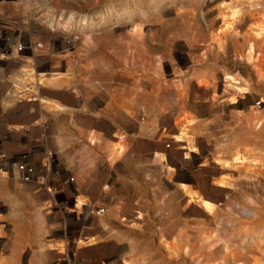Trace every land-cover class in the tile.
<instances>
[{"label":"rangeland","instance_id":"374dc122","mask_svg":"<svg viewBox=\"0 0 264 264\" xmlns=\"http://www.w3.org/2000/svg\"><path fill=\"white\" fill-rule=\"evenodd\" d=\"M18 69L7 100L74 96L122 136L114 170L102 146L61 170L80 221L48 264H264V0H0V82Z\"/></svg>","mask_w":264,"mask_h":264},{"label":"crops","instance_id":"0c3cea01","mask_svg":"<svg viewBox=\"0 0 264 264\" xmlns=\"http://www.w3.org/2000/svg\"><path fill=\"white\" fill-rule=\"evenodd\" d=\"M13 50L16 51L15 48ZM19 69L13 74L14 77L10 75L7 80L0 82V164L4 171V174L0 173V191H3L10 202L8 206L5 204L2 211L7 231L6 240L9 242L7 257L11 258L10 262L13 264L23 257L26 264H48L54 258L50 256L51 251L54 254L58 251L55 248L56 239H47L46 234L60 222L71 221L77 224L80 221L74 207L66 204L61 208L53 200L55 191L62 189L58 180H66L64 177L59 178L61 170H67L74 162L83 163L82 170L96 169L95 162L100 157V151L95 148L100 146L102 159L114 170L113 164L121 156L115 144L122 141V136L111 129L105 130L98 126L105 119L102 118V113L93 114L91 107L86 108L91 106L86 99L84 101L87 104L83 102L82 106L74 96L72 103L62 102L55 95L44 94L43 97L37 94V97L25 100H7L9 88L5 84H12L9 79L16 78V74L22 72ZM5 72L8 76L6 67L3 69V73ZM51 83L53 85L54 82ZM55 83L56 86L59 85V82ZM1 85H5V88ZM49 85H45L46 88ZM45 86L41 87V92L45 90ZM38 88L40 87H35V92ZM94 138L92 146L90 142ZM20 152L26 155L34 167V175L28 182L20 180L19 171L11 160ZM51 158H54L55 165L50 167ZM92 175L94 176V172ZM42 180H48V187L53 188L52 193L43 188ZM56 185H60L59 189L54 188ZM76 190L85 195L82 189ZM70 197L68 200L71 202L73 198Z\"/></svg>","mask_w":264,"mask_h":264},{"label":"built area","instance_id":"2783aa9c","mask_svg":"<svg viewBox=\"0 0 264 264\" xmlns=\"http://www.w3.org/2000/svg\"><path fill=\"white\" fill-rule=\"evenodd\" d=\"M29 46H30L29 43L20 41L19 43L15 44V50L21 52L27 50ZM13 164L16 166L17 170L19 171V178L21 181L27 182L33 177L34 167L32 164L29 163L25 154H21L17 160L13 161ZM71 179H72L71 177L66 178V180H71ZM102 211H103L102 209L96 210L97 213H100Z\"/></svg>","mask_w":264,"mask_h":264},{"label":"bare ground","instance_id":"6f19581e","mask_svg":"<svg viewBox=\"0 0 264 264\" xmlns=\"http://www.w3.org/2000/svg\"><path fill=\"white\" fill-rule=\"evenodd\" d=\"M249 45V44H248ZM250 49V48H249ZM239 86V85H238ZM81 202V201H80ZM205 202H207V201H205ZM210 205V204H209Z\"/></svg>","mask_w":264,"mask_h":264}]
</instances>
